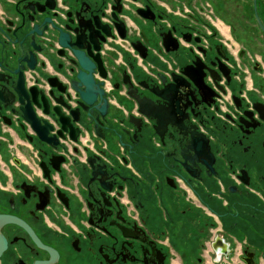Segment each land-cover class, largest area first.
<instances>
[{
	"label": "flooded vegetation",
	"instance_id": "af4514ba",
	"mask_svg": "<svg viewBox=\"0 0 264 264\" xmlns=\"http://www.w3.org/2000/svg\"><path fill=\"white\" fill-rule=\"evenodd\" d=\"M173 1L119 0L116 15L124 37L112 17L115 0H53L54 8L46 10L44 15L61 28L76 27L79 20L81 33L92 32L81 44L100 54L107 75L95 69L93 77L102 83L108 104L103 116L92 106H79L71 84L72 52L58 45L52 29L41 37L38 68L24 71V83L44 91L50 108L57 105L52 96H63L65 116L79 107L76 140L65 132L57 146L40 141L19 103L5 106L12 97L3 86L12 89L16 75L7 84L0 81V264H246L243 258L250 257L264 264L262 5L245 0L257 31L238 35L223 33L213 14L203 17L199 6H178L177 11ZM44 2L15 0L6 13V0H0V62L20 54L11 30L21 17L29 22L35 4ZM139 8L154 18H142ZM95 16L110 26L104 41L92 30ZM139 19L152 24L159 46L152 53L161 63L148 60L149 37ZM167 33L176 44L172 50L164 46ZM136 42L146 48L145 57ZM29 43L26 39L25 51L32 50ZM179 48L186 51V63L174 55ZM196 61L202 68L185 76L184 67ZM135 67L144 76L137 77ZM0 73H5L1 66ZM174 75L184 77L176 91L165 98L156 95L154 90L172 83ZM49 77L65 91L51 87ZM137 94L146 97V109L160 111V126L139 111ZM35 110L52 126L49 136L56 135L58 116ZM131 116L139 119L134 120L138 128ZM109 139L117 152L109 149ZM145 164L146 175L141 172ZM159 211L161 229L156 231L148 219ZM247 227L253 230L242 238L240 231Z\"/></svg>",
	"mask_w": 264,
	"mask_h": 264
},
{
	"label": "water",
	"instance_id": "95a60500",
	"mask_svg": "<svg viewBox=\"0 0 264 264\" xmlns=\"http://www.w3.org/2000/svg\"><path fill=\"white\" fill-rule=\"evenodd\" d=\"M116 4L113 6V14L112 17L114 19V25L118 30V33L121 37L125 36L124 25L122 21H120L116 15L121 11V6L119 4V0H115ZM53 0H45L44 4L39 6L37 3L35 4V8L33 9V13L35 14L32 17L28 18L27 22L24 17H21L20 22L17 26H15L11 30V34L14 37L13 42L19 45L20 54L15 57H7L3 59V62H0V66L4 70V74L0 73V81L5 84L8 83L9 78L12 75H16V80L11 81L12 89L7 87V85L3 86L4 93L8 97H12L11 101L7 100V105L11 104L14 101L19 103V110L24 120H26L35 131L37 138L52 146H57L58 137H64V133H68L72 140H76L77 135L79 133V129L74 126V123L79 120V107L73 109L70 113V116H65L61 111V106H67L66 102L63 99V96L54 97L53 92H50V95L53 97L54 101L57 103L56 106L50 108L49 100L46 93L42 90H39L36 86L26 87L24 83V71L26 69L35 70L38 68L37 65V52H41L42 48V40L41 37L43 34L52 29L56 32V39L58 45L62 48H68L71 50L73 58L71 63L76 67V71L74 74V78L71 80L72 86L76 89L79 95V106L83 108H87L88 106H92L98 110L99 114L103 116L106 113L107 108V98L105 97L104 91L101 88L102 83L96 82L93 77V71L96 69L98 73L102 77H106V70L102 64V62L98 59L99 53L93 54V52H88L83 49L82 42L84 38H91L92 32L89 30L88 35L83 34L79 31L80 21L78 20V25L76 27H72L67 24L64 28L57 26L52 17L48 15H44L47 13L46 10L50 11L54 8ZM32 8V7H31ZM136 12L144 19L146 18H154V15L151 13L149 15V10L147 9H137ZM70 15V13L68 14ZM91 27L95 32L102 33L101 41L105 40V36L110 35V26L107 24H102L100 22V18L95 16L92 18ZM69 22H73L69 20ZM90 27V28H91ZM21 38L19 39V36ZM26 39L30 40L29 45L32 50L25 51L24 43ZM37 40V41H36ZM164 46L167 50H172L176 47V44L172 41L170 37V33H167L164 38ZM39 43L38 45L36 43ZM137 51H139L142 57L146 56V48L142 46L140 43L136 42L133 44ZM97 49V48H94ZM15 54V53H13ZM195 66H185L183 69V74L189 78L190 70L194 68L201 69L203 64L199 61L194 63ZM199 78V77H198ZM184 79L182 76H173V82L168 84L166 87L161 89L160 91H155V94L165 98L166 94L170 93L171 90H175L180 86L178 80ZM200 79V78H199ZM47 82L51 87H56L59 92H64L65 88H63L60 83L54 78H47ZM141 85H144V82H140ZM146 85V84H145ZM117 87V86H115ZM136 91V90H135ZM2 90L0 89V96ZM139 105V111L143 113L145 116H151L157 119V125H161V115L160 111H157V108L150 106L152 109H146L145 102L146 97H140L139 94L135 95ZM153 103V102H152ZM36 109H42V112L45 114H49L52 110L54 114L58 116V122L60 123V129L57 131L56 135L49 136V132L52 129V126L46 122L45 120L40 119L37 116ZM14 112V110H12ZM139 119H135L132 116L129 121L134 124L137 128L139 125L135 123V121ZM99 125L102 129H109L108 126L104 125V122H99ZM97 134L103 137V134L98 128L96 130ZM127 132V131H126ZM120 138V135H118ZM29 141L32 140V137H27ZM132 149V146H129ZM195 153L197 154L199 151L194 148ZM202 154L205 153V150L201 151ZM56 159V162L59 163L62 161L57 156L53 157ZM52 158V159H53ZM103 167V166H102ZM55 169H58V166L55 165ZM246 264H256L254 260L250 258H243Z\"/></svg>",
	"mask_w": 264,
	"mask_h": 264
},
{
	"label": "rangeland",
	"instance_id": "374dc122",
	"mask_svg": "<svg viewBox=\"0 0 264 264\" xmlns=\"http://www.w3.org/2000/svg\"><path fill=\"white\" fill-rule=\"evenodd\" d=\"M178 1L179 0H174L172 2V5H171L177 11H179L178 10L179 8H177L178 6H181V8H183V9L186 8L187 4L191 5V7L199 6L200 8L203 9L202 12H201V9L199 10V12L201 13V15H203V17H205V15L208 14V13H212L213 16L215 17V24L220 26V28H223V26H224V24H223L224 20L222 18L223 14L218 9L217 3H216L217 1L215 2L214 0H181V2H179L180 5H177ZM258 2L262 5V12H260V9H259V6H258V13H259L260 17L262 18V20L264 22V0H258ZM249 4H251V3H249ZM249 7H250V5H249ZM189 11H190V9H189ZM250 12H251V10H250ZM143 29L146 31V33L148 34V37H149L148 60H150L153 63H161L156 58V56H154V54L152 53V49H159V46H158V43H157V36L152 32V24L151 23L143 24ZM220 37H222V36H220ZM235 45L237 46V44H235ZM238 46H241V44L238 45ZM185 52L186 51L184 49L179 48V50H178V54L179 55L174 54L175 57L181 63H186L187 62V58L185 56ZM208 54H209V56H211L212 52H209ZM134 73H135V75H137V77L144 76L139 67H135L134 68ZM249 96L253 100L257 98V95L254 92H249ZM110 147H112V149H113L112 152H117V147L115 145H112L110 143ZM142 152L146 154V149L142 148ZM6 158H7V155H6ZM124 170L127 173H129V171L126 168H124ZM141 172H142V174L146 175V164H145V167L141 170ZM157 203H158V200H157ZM159 207H160V205H158V208ZM160 217H161V215H160V211H159L157 213V215L151 214L149 219H148V225L151 228H153L154 230H156V231L161 229V225H160V221H159ZM252 230L253 229L250 228V227H247V229L243 228V230L240 231V233L242 234L241 237L243 238L246 233H249Z\"/></svg>",
	"mask_w": 264,
	"mask_h": 264
},
{
	"label": "crops",
	"instance_id": "0c3cea01",
	"mask_svg": "<svg viewBox=\"0 0 264 264\" xmlns=\"http://www.w3.org/2000/svg\"><path fill=\"white\" fill-rule=\"evenodd\" d=\"M15 0H6L4 5V11L7 13L11 9V5ZM217 3L218 9L223 14V28H221L223 33H233L241 34L243 32H248L249 34H254L257 31L252 18L249 17L250 7L248 2L245 0H214ZM247 11L248 14H245ZM245 14V16H244ZM244 18L247 19L244 22ZM251 21V22H249ZM138 24L143 28L144 22L139 19ZM222 26V25H221ZM262 56H264V48L260 50ZM112 145H115V141L112 139L108 140ZM109 149L113 150L108 144ZM237 250L239 249V244L236 246Z\"/></svg>",
	"mask_w": 264,
	"mask_h": 264
}]
</instances>
